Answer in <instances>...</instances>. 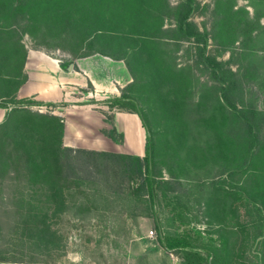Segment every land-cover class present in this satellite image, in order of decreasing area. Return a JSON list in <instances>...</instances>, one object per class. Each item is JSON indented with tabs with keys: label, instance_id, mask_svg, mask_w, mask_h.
<instances>
[{
	"label": "rangeland",
	"instance_id": "1",
	"mask_svg": "<svg viewBox=\"0 0 264 264\" xmlns=\"http://www.w3.org/2000/svg\"><path fill=\"white\" fill-rule=\"evenodd\" d=\"M161 1L177 8L184 0ZM192 2L189 21L207 36V44L194 36L185 38L174 19H163L164 29L179 33L157 39L169 57V68L160 72L148 51L142 52L143 63L152 64L147 73L157 81L155 89L138 83L133 92L154 131L159 182L154 204L143 179L123 164L100 168L95 176L98 191L72 193L67 210L52 219L51 233L56 234L47 232L45 241L29 242L24 248L27 260L33 254L39 264H185L183 252L172 256L160 243L162 234L186 238L209 263L264 264V195L260 196L264 155L250 172L230 175L243 157L246 132L222 97L223 82L213 76L212 65L201 54L205 48V56L222 65L220 73L226 79L237 75L233 102L238 109L253 106L264 116V0ZM85 31L64 34L57 29L45 41H41L43 31L38 37L19 33L27 55L40 46L42 52L68 64L89 52H105L113 36L105 34L109 33L105 21L99 35ZM142 68L145 71V65ZM173 71L183 80L172 78ZM50 104L30 109L59 116L60 110ZM3 110L0 124L6 116ZM10 171L6 176L0 171V250L8 248L9 236L23 220L21 194L32 188L23 176ZM39 225L29 221L28 231L37 234ZM25 232L23 226L20 233ZM22 251L16 250L18 258Z\"/></svg>",
	"mask_w": 264,
	"mask_h": 264
},
{
	"label": "trees",
	"instance_id": "2",
	"mask_svg": "<svg viewBox=\"0 0 264 264\" xmlns=\"http://www.w3.org/2000/svg\"><path fill=\"white\" fill-rule=\"evenodd\" d=\"M193 10L192 0H184L177 8L163 5L159 0H0V21H3V24L0 22V108L7 110L5 120L0 124V171L3 176L10 170L21 175L32 187L21 194L24 196L21 200L23 206L18 212L23 220L18 222L9 236L6 242L8 248L0 250V264H39L33 254L30 256L31 260H27L28 254L24 248L27 249V244L35 239H47L45 236H49L47 232L51 233L52 219L67 210L68 201L74 192L84 195L98 191L95 176L100 168L109 170L111 165L117 167L118 164H123L125 170L143 179L151 205L154 204L159 185L154 131L150 116L133 92L138 83H143L149 90L155 89L157 80L147 73L148 66L156 64L160 72L169 68V57L165 55L166 52L161 49L157 39L174 37L180 33L185 38L194 36L207 44V36L199 33L189 21ZM19 16L22 17L21 20ZM167 17L176 21L179 33L163 28V19ZM104 21L105 32H109L105 34L113 33L111 40L105 44V52L97 50L78 58L102 54L126 62L134 82L122 91L120 98L111 101V107L135 113L141 118L147 133L144 158L68 148L64 145L65 124L61 117L32 111L31 106L42 104L17 98V93L27 81L23 72L27 52L21 44V33L38 37V33L43 31L40 34L41 41L47 40L51 31L57 29L64 34L86 30L85 32L95 36L100 34ZM150 39H155V42ZM38 44H41L40 40ZM40 49V46L35 48ZM147 51L148 58L155 59L152 64L141 60V53ZM201 54L204 61L212 65L213 76L223 82L222 97L235 111L237 121H241L246 132L244 158H239V164L230 175L250 172L256 161L261 160L264 155V116L253 106L238 109L233 102L238 87L234 81L237 75L231 74V78L226 79L220 73L222 65L215 58L206 57L205 48H201ZM20 63L22 67H16ZM144 65L145 71L142 68ZM173 72L172 78L183 80L181 73ZM146 76L149 77L147 82ZM21 77L23 80L18 82ZM254 204L256 205L255 202ZM255 207L261 212L257 205ZM29 221L40 223L37 234L28 231ZM23 226L26 232L21 234ZM1 237L0 235V241ZM159 241L169 252H183L185 264H228L209 263L199 251L194 250L186 238L161 234ZM19 248L23 249L20 258L16 256Z\"/></svg>",
	"mask_w": 264,
	"mask_h": 264
},
{
	"label": "crops",
	"instance_id": "3",
	"mask_svg": "<svg viewBox=\"0 0 264 264\" xmlns=\"http://www.w3.org/2000/svg\"><path fill=\"white\" fill-rule=\"evenodd\" d=\"M74 60L67 64L41 50L29 51L27 81L18 99L57 107L68 148L144 158L147 133L141 118L111 107V101L120 98L134 82L125 62L100 54ZM71 64L74 66L69 70ZM6 113L3 110V116Z\"/></svg>",
	"mask_w": 264,
	"mask_h": 264
},
{
	"label": "water",
	"instance_id": "4",
	"mask_svg": "<svg viewBox=\"0 0 264 264\" xmlns=\"http://www.w3.org/2000/svg\"><path fill=\"white\" fill-rule=\"evenodd\" d=\"M73 66H74V64H71L70 67H69V70H72Z\"/></svg>",
	"mask_w": 264,
	"mask_h": 264
},
{
	"label": "built area",
	"instance_id": "5",
	"mask_svg": "<svg viewBox=\"0 0 264 264\" xmlns=\"http://www.w3.org/2000/svg\"><path fill=\"white\" fill-rule=\"evenodd\" d=\"M153 235H154V231H151V232H150V236H153Z\"/></svg>",
	"mask_w": 264,
	"mask_h": 264
}]
</instances>
